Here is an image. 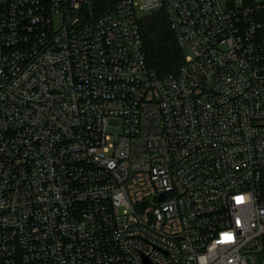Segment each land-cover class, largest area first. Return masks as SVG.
<instances>
[{
  "label": "built area",
  "instance_id": "built-area-1",
  "mask_svg": "<svg viewBox=\"0 0 264 264\" xmlns=\"http://www.w3.org/2000/svg\"><path fill=\"white\" fill-rule=\"evenodd\" d=\"M103 1L0 0V264H264V3Z\"/></svg>",
  "mask_w": 264,
  "mask_h": 264
},
{
  "label": "trees",
  "instance_id": "trees-1",
  "mask_svg": "<svg viewBox=\"0 0 264 264\" xmlns=\"http://www.w3.org/2000/svg\"><path fill=\"white\" fill-rule=\"evenodd\" d=\"M108 0H104L105 5ZM147 63L160 78L176 75L184 62L166 14L161 11L140 21Z\"/></svg>",
  "mask_w": 264,
  "mask_h": 264
},
{
  "label": "rangeland",
  "instance_id": "rangeland-1",
  "mask_svg": "<svg viewBox=\"0 0 264 264\" xmlns=\"http://www.w3.org/2000/svg\"><path fill=\"white\" fill-rule=\"evenodd\" d=\"M222 2V5L226 8V3L227 1L226 0H220ZM237 1V0H235ZM248 2H251V3H264V0H246ZM137 13H138V17H139V21H141L143 18L149 16V12L145 11L143 9V7L141 6V4L137 7ZM56 29H59L61 27L60 23H57L55 25Z\"/></svg>",
  "mask_w": 264,
  "mask_h": 264
},
{
  "label": "water",
  "instance_id": "water-1",
  "mask_svg": "<svg viewBox=\"0 0 264 264\" xmlns=\"http://www.w3.org/2000/svg\"><path fill=\"white\" fill-rule=\"evenodd\" d=\"M146 206V205H145Z\"/></svg>",
  "mask_w": 264,
  "mask_h": 264
}]
</instances>
